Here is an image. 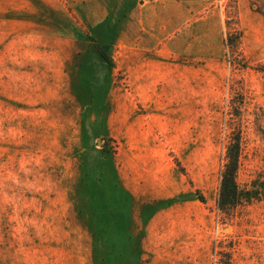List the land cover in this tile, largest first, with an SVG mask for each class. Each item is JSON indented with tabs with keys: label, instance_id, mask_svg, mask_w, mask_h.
I'll use <instances>...</instances> for the list:
<instances>
[{
	"label": "rangeland",
	"instance_id": "obj_1",
	"mask_svg": "<svg viewBox=\"0 0 264 264\" xmlns=\"http://www.w3.org/2000/svg\"><path fill=\"white\" fill-rule=\"evenodd\" d=\"M0 264H264V0H0Z\"/></svg>",
	"mask_w": 264,
	"mask_h": 264
},
{
	"label": "trees",
	"instance_id": "obj_2",
	"mask_svg": "<svg viewBox=\"0 0 264 264\" xmlns=\"http://www.w3.org/2000/svg\"><path fill=\"white\" fill-rule=\"evenodd\" d=\"M238 39V38H237ZM236 37L230 34L227 37V46L234 48ZM101 56L110 64L112 60L103 45H96ZM241 163V134L236 133L227 147L226 163L222 171L219 188L218 206L223 211H228L245 202H250L256 195L254 190H243L238 183V172ZM198 196L202 202H206L202 195Z\"/></svg>",
	"mask_w": 264,
	"mask_h": 264
}]
</instances>
